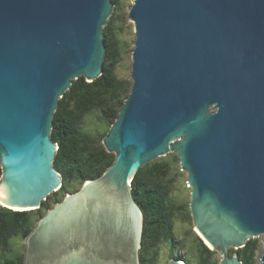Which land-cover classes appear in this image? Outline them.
<instances>
[{
  "label": "water",
  "instance_id": "water-1",
  "mask_svg": "<svg viewBox=\"0 0 264 264\" xmlns=\"http://www.w3.org/2000/svg\"><path fill=\"white\" fill-rule=\"evenodd\" d=\"M111 0H0V206L39 209L62 178L50 132L73 80L102 73ZM130 89L102 144L112 163L23 239V264H140L131 180L175 153L193 229L220 259L263 236L264 0H132ZM166 264H185L170 259Z\"/></svg>",
  "mask_w": 264,
  "mask_h": 264
},
{
  "label": "rangeland",
  "instance_id": "rangeland-1",
  "mask_svg": "<svg viewBox=\"0 0 264 264\" xmlns=\"http://www.w3.org/2000/svg\"><path fill=\"white\" fill-rule=\"evenodd\" d=\"M131 4L132 0H115L111 14L103 26L108 31L107 49L110 52L112 61V77L114 81L119 82L129 81L134 32L133 23L128 18V9ZM81 78L83 79V77H79L76 81L75 90L72 92L67 91L60 100L62 104H65L67 110L72 111L77 118L75 136L79 141V146L85 154H95L100 149L105 151L102 138L108 129V124L102 119L101 112L95 108L85 112L78 110V94L84 86L83 81L80 80ZM105 152L110 157L114 155L111 152ZM146 165L145 177L147 184L163 187L167 193L164 226L167 227L168 238L164 234L157 235L151 232L145 240L143 252L145 256L151 258L152 264H166L170 259H178L185 264H217L220 259L219 253L215 250L212 251L193 229L188 207L190 187L186 186L187 174L180 169L176 154L173 152L167 153L149 161ZM152 167H156L160 173L157 170L153 171ZM80 185L77 179L71 177L66 181V188L51 193L46 200L42 201L39 209L32 210L29 213L30 218L36 222L47 209L55 202L60 201L65 193L75 192ZM168 204L171 206L170 208H168ZM0 207L2 208V206ZM147 222L148 224L154 222L152 215H149ZM24 238L20 235H13L5 249L0 247V264L5 259L23 260L25 252ZM250 240H254L257 245L252 264H259L258 256L263 236L259 235ZM201 243L211 250L209 255L205 254ZM239 250L229 248L228 252L232 251V254L236 253L238 255ZM141 254L142 252L139 250V262Z\"/></svg>",
  "mask_w": 264,
  "mask_h": 264
},
{
  "label": "trees",
  "instance_id": "trees-1",
  "mask_svg": "<svg viewBox=\"0 0 264 264\" xmlns=\"http://www.w3.org/2000/svg\"><path fill=\"white\" fill-rule=\"evenodd\" d=\"M114 4L115 0H111ZM103 42L106 47V54L103 60L102 73L91 82L83 81V88L78 94L77 107L80 111H88L92 108L97 109L102 114V119L108 124V128L117 115V110L130 89V80L125 82L114 81L112 77V61L108 48V31L105 27L102 29ZM73 80L67 91L75 90ZM62 96V97H63ZM77 127V118L72 111L67 110L65 104L58 100L57 109L54 112L52 128L50 132L51 139L56 143L57 150L53 159V166L59 172L62 178L60 189L66 188V181L71 177L77 179L80 184L86 179L99 176L113 161L114 155L110 157L103 149L95 154H85L79 146V141L75 136ZM108 130V129H107ZM153 171H160L152 167ZM147 165L142 166L131 180V193L134 200L140 206L143 212V228L141 238L140 264H152L151 258L145 256L146 237L154 232L157 235L164 234L168 238L167 227L164 226V217L167 206V193L163 187L157 185H148L146 181ZM152 170V169H151ZM149 170V171H151ZM147 171V172H149ZM1 175V169H0ZM55 193V192H54ZM168 208L171 206L168 204ZM32 210H11L0 207V247L5 249L9 245V239L13 235L26 237L33 229L35 221L30 218ZM149 215L153 216L152 223L148 224ZM206 255L211 253L203 243H201ZM237 252L242 264H252V260L257 250L254 240H248L246 244L239 248ZM238 250V249H237ZM232 254V251L229 252ZM2 264H23V260L5 259Z\"/></svg>",
  "mask_w": 264,
  "mask_h": 264
},
{
  "label": "bare ground",
  "instance_id": "bare-ground-1",
  "mask_svg": "<svg viewBox=\"0 0 264 264\" xmlns=\"http://www.w3.org/2000/svg\"><path fill=\"white\" fill-rule=\"evenodd\" d=\"M181 261V260H180ZM183 262V261H182Z\"/></svg>",
  "mask_w": 264,
  "mask_h": 264
}]
</instances>
